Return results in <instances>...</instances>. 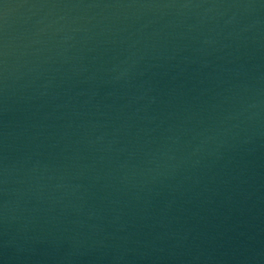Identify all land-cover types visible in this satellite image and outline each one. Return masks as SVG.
<instances>
[{
    "label": "water",
    "instance_id": "water-1",
    "mask_svg": "<svg viewBox=\"0 0 264 264\" xmlns=\"http://www.w3.org/2000/svg\"><path fill=\"white\" fill-rule=\"evenodd\" d=\"M0 264H264V0H0Z\"/></svg>",
    "mask_w": 264,
    "mask_h": 264
}]
</instances>
